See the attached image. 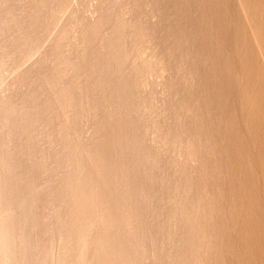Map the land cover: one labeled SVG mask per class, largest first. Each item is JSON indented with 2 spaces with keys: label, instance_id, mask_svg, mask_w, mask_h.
I'll use <instances>...</instances> for the list:
<instances>
[{
  "label": "bare ground",
  "instance_id": "6f19581e",
  "mask_svg": "<svg viewBox=\"0 0 264 264\" xmlns=\"http://www.w3.org/2000/svg\"><path fill=\"white\" fill-rule=\"evenodd\" d=\"M75 3L0 0V264H264V0Z\"/></svg>",
  "mask_w": 264,
  "mask_h": 264
},
{
  "label": "rangeland",
  "instance_id": "374dc122",
  "mask_svg": "<svg viewBox=\"0 0 264 264\" xmlns=\"http://www.w3.org/2000/svg\"><path fill=\"white\" fill-rule=\"evenodd\" d=\"M78 1L79 0H76V1L73 0V3L78 2ZM81 7L83 6L81 5L80 9ZM80 9H79L80 16H84L86 14V13L85 14L82 13V10L84 9H82L81 11ZM83 12H86V11L84 10ZM68 13H66L65 15H68ZM64 14L63 16H60L59 19H61V17H64L65 19ZM51 28L52 27H49V29L45 33H38V35L36 34L34 36L35 42L33 43V45L37 46V50L29 54L30 58L28 59L26 63L23 64V59H24L23 56L24 54L25 55L27 54V50H29L28 48L26 49L25 52H22V53L19 52L17 54H14L9 60L6 61L5 65H3V67L0 68V95L6 86L12 88L14 81L16 80V78L19 77L20 73L23 70H25L28 66H30L38 58L40 52L45 48V43L47 44L49 42V39L53 37L52 33L54 32V30ZM1 39H0V45L3 41V39L2 40Z\"/></svg>",
  "mask_w": 264,
  "mask_h": 264
}]
</instances>
